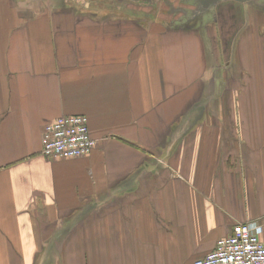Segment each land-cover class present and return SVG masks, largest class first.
I'll use <instances>...</instances> for the list:
<instances>
[{
    "label": "crops",
    "instance_id": "crops-1",
    "mask_svg": "<svg viewBox=\"0 0 264 264\" xmlns=\"http://www.w3.org/2000/svg\"><path fill=\"white\" fill-rule=\"evenodd\" d=\"M97 1L0 0V264H194L264 216V0H209L207 66L190 14ZM63 115L90 154H42Z\"/></svg>",
    "mask_w": 264,
    "mask_h": 264
},
{
    "label": "built area",
    "instance_id": "built-area-1",
    "mask_svg": "<svg viewBox=\"0 0 264 264\" xmlns=\"http://www.w3.org/2000/svg\"><path fill=\"white\" fill-rule=\"evenodd\" d=\"M42 144L48 159L77 158L90 154L97 140L87 116L63 115L45 126ZM194 264H264V216L235 224L214 251Z\"/></svg>",
    "mask_w": 264,
    "mask_h": 264
},
{
    "label": "rangeland",
    "instance_id": "rangeland-1",
    "mask_svg": "<svg viewBox=\"0 0 264 264\" xmlns=\"http://www.w3.org/2000/svg\"><path fill=\"white\" fill-rule=\"evenodd\" d=\"M72 1L73 0H59V3L60 4H67V3H72ZM82 1L84 3L88 0H82ZM91 1H94V3L98 2L97 0H91ZM99 1H101V0H99ZM147 1H149V5L145 6V8L153 10L154 12H159V14L163 13L162 17H164V18H169L170 16L171 17L177 16V15L182 14V13H186L185 16H188V14H190L188 17H183V18H185L184 22H186L189 19H193L192 15L193 16H196V15L199 16L202 12L206 11V9L208 10V6L210 4V1H212V0H210V1L208 0L206 5H204V6H201V2L198 0H147ZM101 4H103V6H104V3H101ZM106 4L108 6L112 5L110 2L106 3ZM143 4H145V3H143ZM150 4H152V5H150ZM80 6H83V4H80ZM189 17H191V18H189ZM174 23H176V22L175 21L171 22L172 25H174ZM189 23H190V21H189ZM208 23H210V22H208ZM204 24L207 25L206 21H203L202 23L196 22L195 23V26H196L195 31H196V33H200V36L203 37L202 39H203L204 46L206 49V52H205L206 58H204V66H207V65H209V51H210L211 46H210V38L208 35V31L205 27H203ZM216 63L217 62H214V64H211V65H216ZM219 63H221V62L218 61V64ZM211 65L209 66V69H208L207 74H206L205 90H204L205 93H209L210 88H211V86H210L211 74H212V68H211L212 66ZM220 68H222V67L217 66L213 70L215 78L221 76ZM226 71L228 72L229 68ZM231 76H232V71H231ZM206 97L207 96H205L204 99H206ZM209 103H210V101L207 99L202 101V104H204V107H209ZM37 264H49V261L47 262V261L43 260V258H42L39 260V262H37Z\"/></svg>",
    "mask_w": 264,
    "mask_h": 264
},
{
    "label": "trees",
    "instance_id": "trees-1",
    "mask_svg": "<svg viewBox=\"0 0 264 264\" xmlns=\"http://www.w3.org/2000/svg\"><path fill=\"white\" fill-rule=\"evenodd\" d=\"M207 10V9H206ZM192 18L193 19H189V20H187L186 22H184V23H180V24H178L177 25V27L178 26H180V27H183V28H186V29H196V26H195V23L196 22H203L202 20V18H201V14L198 16V15H196V16H193L192 15ZM189 21H190V23H189ZM205 25V24H204ZM203 26V25H202Z\"/></svg>",
    "mask_w": 264,
    "mask_h": 264
}]
</instances>
